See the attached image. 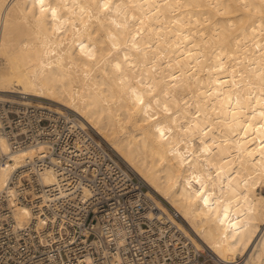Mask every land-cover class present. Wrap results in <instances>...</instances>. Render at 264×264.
<instances>
[{
    "label": "bare ground",
    "instance_id": "1",
    "mask_svg": "<svg viewBox=\"0 0 264 264\" xmlns=\"http://www.w3.org/2000/svg\"><path fill=\"white\" fill-rule=\"evenodd\" d=\"M13 94L76 112L220 263L264 264V0H0Z\"/></svg>",
    "mask_w": 264,
    "mask_h": 264
},
{
    "label": "built area",
    "instance_id": "2",
    "mask_svg": "<svg viewBox=\"0 0 264 264\" xmlns=\"http://www.w3.org/2000/svg\"><path fill=\"white\" fill-rule=\"evenodd\" d=\"M37 99L48 104L0 96V169L13 152L37 149L0 190V264H242L240 256L220 263L196 244L176 209L159 196L169 212L160 207L76 112ZM21 206L30 211L23 223L15 217Z\"/></svg>",
    "mask_w": 264,
    "mask_h": 264
},
{
    "label": "rangeland",
    "instance_id": "3",
    "mask_svg": "<svg viewBox=\"0 0 264 264\" xmlns=\"http://www.w3.org/2000/svg\"><path fill=\"white\" fill-rule=\"evenodd\" d=\"M14 95H17V94H13V95H9V96H14ZM9 96H6V97H9ZM43 99H45L46 100V98H43ZM48 100V99H47ZM37 102L39 103H43V104H46V102L45 101H38L37 100ZM48 103V105H51V106H53V107H56V108H64V107H62L61 105H59V104H57V103H55V102H53L52 103V101L51 102H47ZM56 105V106H55ZM82 119V118H81ZM83 120V119H82ZM84 121V120H83ZM85 122V121H84ZM86 123V122H85ZM86 124H88V123H86ZM89 125V124H88ZM90 126V125H89ZM91 127V126H90ZM95 131V130H94ZM96 132V131H95ZM97 133V132H96ZM99 137H100V135H99ZM102 140H104L102 137H100ZM105 141V140H104ZM106 142V141H105ZM107 144H108V142H106ZM110 145V144H109ZM111 146V145H110ZM112 147V146H111ZM115 151V150H114ZM116 152V151H115ZM117 153V152H116ZM120 157V156H119ZM121 158V157H120ZM121 160H122V158H121ZM123 161V160H122ZM124 162V161H123ZM125 163V162H124ZM125 165H127L126 163H125ZM127 167H129L128 165H127ZM129 169L135 174V175H137L138 176V174H136V172L134 171V170H132L130 167H129ZM138 177H140V176H138ZM151 191V190H150ZM263 192H264V189L262 190ZM151 193H154L153 191H151ZM155 194V193H154ZM157 195V194H156ZM158 196V195H157ZM159 197V196H158ZM160 198V197H159ZM166 201V200H165ZM186 226H187V224H186ZM188 227V226H187ZM191 232V231H190Z\"/></svg>",
    "mask_w": 264,
    "mask_h": 264
}]
</instances>
